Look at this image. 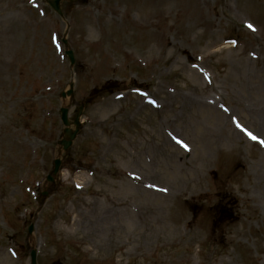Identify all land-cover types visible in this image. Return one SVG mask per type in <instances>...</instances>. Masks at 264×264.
Wrapping results in <instances>:
<instances>
[{
	"label": "rangeland",
	"instance_id": "1",
	"mask_svg": "<svg viewBox=\"0 0 264 264\" xmlns=\"http://www.w3.org/2000/svg\"><path fill=\"white\" fill-rule=\"evenodd\" d=\"M222 2L0 0V264H264V0Z\"/></svg>",
	"mask_w": 264,
	"mask_h": 264
},
{
	"label": "water",
	"instance_id": "2",
	"mask_svg": "<svg viewBox=\"0 0 264 264\" xmlns=\"http://www.w3.org/2000/svg\"><path fill=\"white\" fill-rule=\"evenodd\" d=\"M60 1H61V0H52V1L48 2L49 5H50V6H51V7H52V8H53L58 14H60V10H59V3H60ZM68 56H69V58H70V60H71V62H72L73 60H72V55H71L70 52H68ZM67 95L72 96V91H69V92L67 93ZM61 114H62V121H63V124H64L65 126H67V125L69 124L68 121H67V119H66L67 111H66V110H61ZM77 124H78V123H77V119H76L75 122H74V125H75V126H78ZM65 134H67V138H68V140H67V141H63V142H61L60 144L63 145V146H64V149L66 150L67 147L70 145V141L74 138L75 133L66 130V131H65ZM58 165H59V163L57 162V163H56V169H55V172H56V170H57ZM49 180H50V179H49ZM31 255H32V257H33V262H34V254L32 253Z\"/></svg>",
	"mask_w": 264,
	"mask_h": 264
},
{
	"label": "bare ground",
	"instance_id": "3",
	"mask_svg": "<svg viewBox=\"0 0 264 264\" xmlns=\"http://www.w3.org/2000/svg\"><path fill=\"white\" fill-rule=\"evenodd\" d=\"M229 0H223V2H222V10H228V8H229V4L227 3ZM194 2H195V6H196V8L197 7H199L200 8V6L202 5V6H205L206 5V3H207V0H194ZM194 16H195V13H193V12H191V13H189L188 14V17H190V18H188L189 20L192 18V19H195L194 18ZM112 18V17H111ZM110 18V19H111ZM112 20V19H111ZM193 26H195L194 24H191V25H188V29H192L193 28ZM182 43V40L180 41V44ZM180 53L181 52H183V50H180L179 51ZM189 60H192V58L189 56ZM201 91L202 92H206V91H214V89L212 88V86L211 85H205V87H203L202 89H201ZM23 144H21L20 142H17V143H13V145H12V143H9V147L12 149V147H15V146H17V147H19V146H22ZM264 211V210H263Z\"/></svg>",
	"mask_w": 264,
	"mask_h": 264
},
{
	"label": "snow or ice",
	"instance_id": "4",
	"mask_svg": "<svg viewBox=\"0 0 264 264\" xmlns=\"http://www.w3.org/2000/svg\"><path fill=\"white\" fill-rule=\"evenodd\" d=\"M248 27L251 29V30H253V31H255V29L254 28H252V25H248ZM250 135V137L252 138V139H256V137L255 136H251V134H249ZM261 143H264V142H261Z\"/></svg>",
	"mask_w": 264,
	"mask_h": 264
}]
</instances>
